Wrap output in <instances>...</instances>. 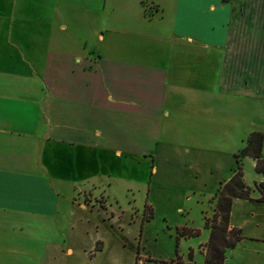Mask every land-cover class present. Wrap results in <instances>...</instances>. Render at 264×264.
Wrapping results in <instances>:
<instances>
[{
  "label": "crops",
  "instance_id": "crops-1",
  "mask_svg": "<svg viewBox=\"0 0 264 264\" xmlns=\"http://www.w3.org/2000/svg\"><path fill=\"white\" fill-rule=\"evenodd\" d=\"M254 133L264 0H0V264H72L79 234L131 212L141 250L157 216L170 235L203 229L204 264L206 219ZM240 162L253 192L233 200L244 239L228 253L264 242V175ZM120 188L153 218L123 210Z\"/></svg>",
  "mask_w": 264,
  "mask_h": 264
},
{
  "label": "rangeland",
  "instance_id": "rangeland-1",
  "mask_svg": "<svg viewBox=\"0 0 264 264\" xmlns=\"http://www.w3.org/2000/svg\"><path fill=\"white\" fill-rule=\"evenodd\" d=\"M245 176L247 179L249 178V175L245 174ZM134 192L135 197L120 188L117 192L119 206L126 211L134 206L136 210H139L140 219L144 220L146 195L144 192L139 193L137 190ZM84 202L91 207H107L103 197L94 196L93 194H85ZM109 205L118 209L112 199L109 200ZM120 213L117 214L120 215ZM149 214L150 209L146 211V216H149ZM136 215L137 212H131L127 216L120 215L123 227L120 225L115 226L112 218L107 216L103 218L105 226L100 227L98 233L95 232L92 225L89 226L87 233L82 232L79 234L74 256L76 262L72 264H181L190 261V253H192V260L195 263L202 261L199 244L206 239V236L205 238L201 236L203 229H199L200 234L195 237L180 236L179 231L183 228H179L177 231L174 229L173 235H170L168 228H164L165 231H163L162 218L157 216L144 235L147 242L144 245L145 249L141 250L138 242L140 224L139 222L131 223ZM118 228H122V231L124 228L125 234L119 232ZM246 233L250 235L249 231H246ZM98 238L101 240L95 242L94 249L91 251L86 250V255L83 254V247L91 246L92 242ZM246 247V250L240 249L227 252L226 257L232 262H242V264H254L255 261L264 264V242L253 244L248 241ZM249 249L257 250L260 254L248 251ZM60 257L64 256L61 255Z\"/></svg>",
  "mask_w": 264,
  "mask_h": 264
},
{
  "label": "trees",
  "instance_id": "trees-1",
  "mask_svg": "<svg viewBox=\"0 0 264 264\" xmlns=\"http://www.w3.org/2000/svg\"><path fill=\"white\" fill-rule=\"evenodd\" d=\"M149 15H153L149 13ZM264 136L261 133L252 134L246 147L237 155L238 169L234 177L222 187L217 194V204L212 218L206 219V229H210V238L207 244V254L204 264H224L226 260V252L234 249L237 244L244 239L242 231L239 229H230V215L234 199L251 200L252 189L248 188L244 183V173L241 158L250 157L256 161V172L264 175V159L262 156V147ZM256 188L262 194L260 202H264V184L257 185ZM150 209L149 216L146 211ZM151 208H145L144 220L152 219ZM182 237H195L200 234L198 230H189L183 228L179 231ZM181 264H193L192 253H190V262Z\"/></svg>",
  "mask_w": 264,
  "mask_h": 264
}]
</instances>
